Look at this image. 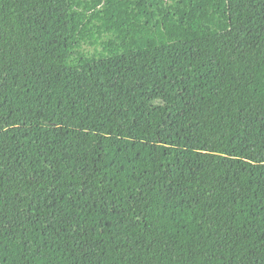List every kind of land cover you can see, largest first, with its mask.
<instances>
[{
  "label": "trees",
  "instance_id": "16d2710c",
  "mask_svg": "<svg viewBox=\"0 0 264 264\" xmlns=\"http://www.w3.org/2000/svg\"><path fill=\"white\" fill-rule=\"evenodd\" d=\"M0 0V264H264V0Z\"/></svg>",
  "mask_w": 264,
  "mask_h": 264
},
{
  "label": "rangeland",
  "instance_id": "374dc122",
  "mask_svg": "<svg viewBox=\"0 0 264 264\" xmlns=\"http://www.w3.org/2000/svg\"><path fill=\"white\" fill-rule=\"evenodd\" d=\"M216 9L219 12L222 23L226 29L230 28V13L228 0H214Z\"/></svg>",
  "mask_w": 264,
  "mask_h": 264
}]
</instances>
